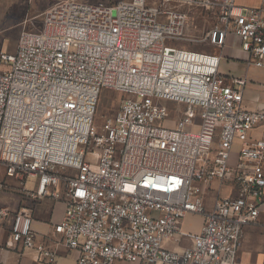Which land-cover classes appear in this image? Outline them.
I'll list each match as a JSON object with an SVG mask.
<instances>
[{
	"label": "built area",
	"instance_id": "1",
	"mask_svg": "<svg viewBox=\"0 0 264 264\" xmlns=\"http://www.w3.org/2000/svg\"><path fill=\"white\" fill-rule=\"evenodd\" d=\"M193 7L213 17L198 40L187 33ZM229 35L264 66V5L55 0L38 26L19 32L12 51H0V163L8 176L37 178L32 199L64 201L52 231L77 252L76 264H234L264 197V136L249 142L264 109L244 108L246 79L222 75L220 55L175 45L188 39L221 48ZM104 89L127 97L97 125ZM235 140L242 143L236 169ZM229 177L237 195L207 210L198 184ZM189 213L203 216L199 233L166 247L180 242ZM7 244L55 261L20 210Z\"/></svg>",
	"mask_w": 264,
	"mask_h": 264
},
{
	"label": "crops",
	"instance_id": "2",
	"mask_svg": "<svg viewBox=\"0 0 264 264\" xmlns=\"http://www.w3.org/2000/svg\"><path fill=\"white\" fill-rule=\"evenodd\" d=\"M262 5L264 0H257L256 6ZM204 50L220 55L219 71L222 75L246 79L242 98L245 109L250 111L264 109V66L254 65L248 54L241 49L238 38L229 35L221 48L209 45ZM263 136L264 122H261L249 132V142ZM241 145L239 140H235L230 150L229 164L234 169L239 163L238 153ZM249 165L245 164L243 168H249ZM37 182L34 176L28 179L8 176L6 166L0 163V209L9 211L7 217H0V261L3 264H49L44 259H38L34 249H22L20 244H7L12 215L20 210L32 218L34 241L54 250L53 264H76L77 252L59 241L52 231V225L63 218L65 203L62 199L52 197L39 200L29 197V191L34 190ZM198 186L207 210L213 208L216 199L237 195V184L232 177L223 181L214 179L207 184L199 183ZM259 203L257 218L244 226L234 264H264V197ZM203 219L200 214H187L181 221V232L190 238H181L179 243L167 241L166 247L178 249L188 245L192 236L199 233ZM193 220L195 224L192 225ZM115 264L126 263L116 262Z\"/></svg>",
	"mask_w": 264,
	"mask_h": 264
},
{
	"label": "rangeland",
	"instance_id": "3",
	"mask_svg": "<svg viewBox=\"0 0 264 264\" xmlns=\"http://www.w3.org/2000/svg\"><path fill=\"white\" fill-rule=\"evenodd\" d=\"M55 0H0V51H12L19 32L22 29H31L40 23L41 12ZM91 2L98 0H88ZM108 2L109 0H102ZM238 3L255 7L257 0H236ZM190 12L187 33L194 39H200L213 23L211 14L200 8L188 9ZM190 39V37H187ZM175 45L202 50L209 46L199 41L180 40ZM123 95L120 92L104 89L99 98L95 123L100 125L105 117H113ZM172 106V103H168ZM195 220L192 221V225ZM190 238L183 235L182 239ZM187 245V244H186Z\"/></svg>",
	"mask_w": 264,
	"mask_h": 264
}]
</instances>
